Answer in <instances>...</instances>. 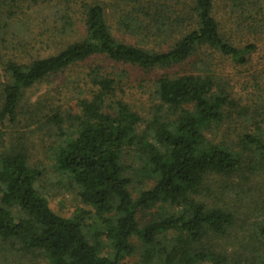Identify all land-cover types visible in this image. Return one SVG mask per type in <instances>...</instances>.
<instances>
[{"label": "trees", "instance_id": "1", "mask_svg": "<svg viewBox=\"0 0 264 264\" xmlns=\"http://www.w3.org/2000/svg\"><path fill=\"white\" fill-rule=\"evenodd\" d=\"M219 1L0 0V53L23 51L20 62L0 56V127L9 130L0 131V264H121L136 253L133 237L139 264H264V67L250 75L259 88L251 111L217 73L263 59L264 0H222L226 22ZM33 6L48 25L46 57L29 53ZM102 59L130 71L85 66L77 87L89 97L49 108L51 117L40 103L22 106L33 87ZM131 70L151 77L147 112L124 101ZM22 110L46 119L57 140L52 172L87 210L50 208L45 167L14 136Z\"/></svg>", "mask_w": 264, "mask_h": 264}, {"label": "rangeland", "instance_id": "2", "mask_svg": "<svg viewBox=\"0 0 264 264\" xmlns=\"http://www.w3.org/2000/svg\"><path fill=\"white\" fill-rule=\"evenodd\" d=\"M217 7L219 8V19L221 20V22H226L228 15H226L224 11V3L222 0L218 2ZM30 10L31 20L27 21L29 24L27 26L30 27V30L32 32L29 41L34 50H30L29 53H33L34 55L39 54L42 57H46L50 54V51H48V49L42 48V45L39 42L41 40L40 35L46 33L44 29L48 27V25H44L42 20L39 19L42 11L37 6H33ZM233 19H235L234 16ZM110 22L111 20H109V23ZM109 25H112V23H110ZM111 29L114 36H116L117 38L120 37V32H117L116 29H114L112 26ZM22 30H25V28ZM128 41H130V39H128ZM14 44H16V42ZM257 44L260 51L262 50V48L264 50V40L263 42L261 41ZM8 51L2 50L0 56H6V59L8 58L7 56H9L11 58H15L16 60H18V62L23 60V51L18 47H13ZM91 64L99 65L103 71L111 72L114 74L122 70H125L127 72L130 71L129 66H123L120 63L111 62L105 59L90 60L86 63L79 64L67 70L58 78H53L51 83H43L27 91L24 100L25 105L22 104V106L29 108L30 106L33 107L35 103H40L42 105H45V109L43 112L50 113L48 109L54 106H62L61 108H68L69 106H74L78 99L88 98V90H86L83 85L77 87V84L81 80V74L84 72L85 66ZM252 64V68L244 72L242 71V68L236 69L229 63L219 64L217 68L218 75H221L220 78L222 80L224 79L223 81L229 83L227 85L229 92L232 93L235 100H241L248 106V110L250 111L252 110L253 106L252 99H255L259 95V88H256L257 84L255 85L253 81H251L250 75L257 74L258 69L264 67V55L262 59L261 54H259L254 63L252 62L251 65ZM134 73L135 75L129 78V80L122 81L121 88L123 91H125L124 101L140 113L147 112L149 108L155 107L156 103V98H151V77H144V75H142L140 72L138 73L135 72V70H131V75H133ZM64 80L65 82L63 83ZM260 85L263 86V84ZM234 86L236 87V89L234 88ZM51 114L52 113L49 114L50 117L52 116ZM262 115L263 113L260 114V117L257 120H260ZM29 117L32 116L26 113L25 110L19 112V119L21 121V124L17 126L19 128V131L17 129L14 136L17 138H21L22 142H25L27 151L32 158V162L41 163L45 167V175L43 177L45 181H43L42 185L45 191V197L50 208L56 214L63 217H70L73 211L77 208L87 210V207L81 204L79 200H77L74 191L72 189L67 190V184L69 181L66 179V177L52 172L53 169L50 166V162H48L49 160L47 157L50 154L51 147L54 146L53 143L57 140L54 139L52 131H49L50 128L45 123L46 119H44L40 115L36 118L38 121L36 123V121H33ZM256 118L257 117H253L252 119L255 120ZM229 125L233 127V123L229 122ZM226 127V125L222 127V129L219 130L216 134H220L224 129H226ZM250 128H253L252 131L254 130V127L250 126ZM0 131H4L5 134H8V124H5V128L0 127ZM212 136L214 137V135ZM9 142L10 139L6 140V145ZM134 163L135 161L128 160L126 164L130 168L138 170L139 166ZM250 186L252 188H255V182L254 184L251 183ZM132 188L134 190L133 186ZM241 197H243V194ZM161 237L164 238L165 236ZM169 237H173L172 233H169ZM132 242L133 245L136 246V253L132 257L126 258L121 264H136L137 262L138 264L140 263L139 259L141 258V245L139 244V240L136 239V237H133ZM223 245H225L224 242L222 246ZM39 264L48 263L41 262Z\"/></svg>", "mask_w": 264, "mask_h": 264}]
</instances>
